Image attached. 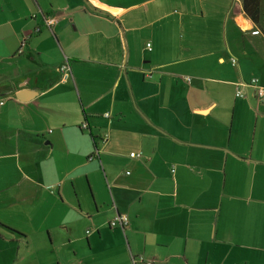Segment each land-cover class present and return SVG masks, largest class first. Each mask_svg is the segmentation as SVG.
<instances>
[{"label": "crops", "instance_id": "obj_1", "mask_svg": "<svg viewBox=\"0 0 264 264\" xmlns=\"http://www.w3.org/2000/svg\"><path fill=\"white\" fill-rule=\"evenodd\" d=\"M258 12L0 0V264H264Z\"/></svg>", "mask_w": 264, "mask_h": 264}, {"label": "built area", "instance_id": "obj_2", "mask_svg": "<svg viewBox=\"0 0 264 264\" xmlns=\"http://www.w3.org/2000/svg\"><path fill=\"white\" fill-rule=\"evenodd\" d=\"M53 19H48V18H45L43 20V23L44 25L47 27V28H50V26L53 24ZM38 29H36L37 31ZM254 33H257V32H254ZM24 46V39L22 40L21 44H20V49H19V52L20 53L22 50L21 48ZM149 47L150 45L149 44H146V48L149 50ZM59 72H65L66 74L69 73V69L68 67L66 66V64L62 65L59 67L58 69ZM187 80V79H186ZM188 81V80H187ZM249 86L253 88V92H254V96L255 98L258 100V101H264V87H261L257 84V80L256 79H251L250 82H249ZM236 96L237 97H240L242 96L240 94V92H236ZM4 104V101L0 99V106H2ZM105 117H108V114H105ZM86 127V124L83 123L82 124V128H85ZM128 157L130 159H133V158H136L138 157V154H134V153H130L128 155ZM128 224V218L126 215H115L109 222H108V226L110 228H115V227H124ZM88 233V232H86ZM136 263H141V264H152L151 261H145L143 259V257L139 256L137 258H132V264H136Z\"/></svg>", "mask_w": 264, "mask_h": 264}, {"label": "trees", "instance_id": "obj_3", "mask_svg": "<svg viewBox=\"0 0 264 264\" xmlns=\"http://www.w3.org/2000/svg\"><path fill=\"white\" fill-rule=\"evenodd\" d=\"M242 9L247 17H249L253 22L257 23L259 19L258 0H242Z\"/></svg>", "mask_w": 264, "mask_h": 264}, {"label": "water", "instance_id": "obj_4", "mask_svg": "<svg viewBox=\"0 0 264 264\" xmlns=\"http://www.w3.org/2000/svg\"><path fill=\"white\" fill-rule=\"evenodd\" d=\"M17 99H20L19 97H17Z\"/></svg>", "mask_w": 264, "mask_h": 264}]
</instances>
